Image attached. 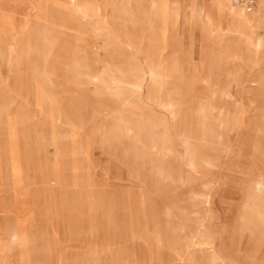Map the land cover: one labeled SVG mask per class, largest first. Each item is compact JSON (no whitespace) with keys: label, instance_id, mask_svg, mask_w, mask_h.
<instances>
[{"label":"rangeland","instance_id":"374dc122","mask_svg":"<svg viewBox=\"0 0 264 264\" xmlns=\"http://www.w3.org/2000/svg\"><path fill=\"white\" fill-rule=\"evenodd\" d=\"M151 1L0 0L11 264H264V14ZM211 15L254 38L211 49Z\"/></svg>","mask_w":264,"mask_h":264},{"label":"crops","instance_id":"0c3cea01","mask_svg":"<svg viewBox=\"0 0 264 264\" xmlns=\"http://www.w3.org/2000/svg\"><path fill=\"white\" fill-rule=\"evenodd\" d=\"M177 1H156L153 0L151 1V6L153 8H170L171 9V4L176 3ZM215 1H210L208 5L215 4ZM240 8V7H239ZM255 9L262 10L264 14V6L260 4L257 0L256 3V8L253 10L249 11V17L252 19L254 18V12L256 11ZM248 12V11H247ZM156 14V11H154ZM164 14V17H167V14L169 15V18L173 17V10H164L162 12ZM253 13V14H252ZM230 18V19H229ZM157 19V18H155ZM238 21V22H237ZM209 22V23H208ZM235 24V25H234ZM238 24V25H237ZM236 25L239 29H242V26H248L247 23L243 22L242 19L239 17H226V16H221V17H212L209 16L208 19L205 21L201 22V27L204 30L205 34L207 35L208 38H210L212 41L211 42V49L214 48V39H218L220 42V45L224 46L226 48L227 52H232L236 53L238 50L234 48L235 40H241L244 41L246 37L249 39H253L251 35H253V32L251 30H244L243 32L241 30H237ZM252 27H250L251 29ZM208 31V32H207ZM162 32V31H161ZM264 32V31H263ZM228 43V44H227ZM234 44V46H233ZM241 49H247L243 46L239 48ZM255 49V48H254ZM14 234V235H13ZM28 237L26 234V229L24 230L23 228H14V229H8L6 232H2L0 230V264H11L10 262V257L12 254V248L13 247H18L19 250H21L20 253V258H27V251H28ZM12 257V256H11Z\"/></svg>","mask_w":264,"mask_h":264},{"label":"bare ground","instance_id":"6f19581e","mask_svg":"<svg viewBox=\"0 0 264 264\" xmlns=\"http://www.w3.org/2000/svg\"><path fill=\"white\" fill-rule=\"evenodd\" d=\"M208 16V15H207ZM207 19H208V17H207ZM209 23V22H208ZM208 32V31H207ZM261 107V106H260ZM189 168V167H188ZM14 235V234H13Z\"/></svg>","mask_w":264,"mask_h":264}]
</instances>
